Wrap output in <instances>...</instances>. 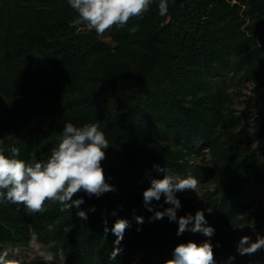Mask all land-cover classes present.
<instances>
[{
	"label": "trees",
	"instance_id": "obj_1",
	"mask_svg": "<svg viewBox=\"0 0 264 264\" xmlns=\"http://www.w3.org/2000/svg\"><path fill=\"white\" fill-rule=\"evenodd\" d=\"M76 18L68 0H0V151L45 161L66 122L98 121L110 144L102 167L116 190L81 191L73 199L85 203L70 212L52 201L36 214L0 203V255L18 262L37 243L54 260L18 264H59L61 251L65 264H164L179 243L209 241L217 264L230 256V264H264V248L237 252L241 237H264V0H169L166 16L153 4L102 35L70 27ZM246 82L259 118L251 140L233 107ZM154 165L209 180L206 210L184 191L176 221L150 219L143 191L165 174ZM153 204L172 207L164 197ZM197 210L214 235L178 236L179 217ZM118 219L129 227L112 260Z\"/></svg>",
	"mask_w": 264,
	"mask_h": 264
},
{
	"label": "clouds",
	"instance_id": "obj_2",
	"mask_svg": "<svg viewBox=\"0 0 264 264\" xmlns=\"http://www.w3.org/2000/svg\"><path fill=\"white\" fill-rule=\"evenodd\" d=\"M69 6L77 13V18L70 22V27L86 24L102 35L115 26L125 28L130 18H142L153 4H156L160 16H166L169 0H68ZM138 26L129 31L135 34ZM2 143V141H0ZM110 147L106 134L100 123L85 122L80 126L71 122L64 124L58 143L51 149L50 156L45 161H38L34 157L28 162L16 158L18 150L13 149L11 157L0 151V203L23 205L29 214L46 211L45 202L52 201L61 205L62 211H71L73 207L80 208L85 203L82 197L73 199L81 191L89 197H100L105 193L115 191V187L108 183L102 167L106 159V149ZM157 172L165 173L163 178H152L150 186L143 191V204L149 212H154L152 220H177V209L181 207L177 198L178 192L194 191L200 185V180L192 175L181 177L170 175L166 168L154 165ZM164 197L166 204L172 205L163 211H155L153 201L159 202ZM94 207L90 211H94ZM209 212L211 210L208 209ZM77 215L87 219V213L78 211ZM138 223H143V217L137 216ZM107 221H105V224ZM129 227L125 219H118L111 231L117 237L113 242L114 248L109 258L115 260L121 249L117 247L123 240V234ZM71 228L66 229L69 231ZM185 231L202 233L206 237L214 235V228L207 226L204 211L197 210L195 215L187 214L178 219L177 235ZM108 228L105 227V233ZM264 248V237L257 235L255 241L250 236H243L237 245L239 255H252ZM6 255V254H5ZM65 255L61 251L59 259L65 264ZM47 260H53L48 255ZM230 256L228 262L234 261ZM0 264H16L0 255ZM164 264H217L213 245L209 241L196 243L188 241L179 243L173 251V258Z\"/></svg>",
	"mask_w": 264,
	"mask_h": 264
},
{
	"label": "rangeland",
	"instance_id": "obj_3",
	"mask_svg": "<svg viewBox=\"0 0 264 264\" xmlns=\"http://www.w3.org/2000/svg\"><path fill=\"white\" fill-rule=\"evenodd\" d=\"M250 87L251 86L249 85L248 82L243 84V87L239 89V92H236L234 95L235 102L233 106L235 109V113L237 114L241 113L246 119V121L249 123L247 127L243 128V133L245 134L244 136L247 137L248 140L253 139L252 133L255 131L259 123L258 115L252 112V108L250 105V99H249ZM256 142L257 141H254L253 144H255ZM198 161H200L199 158L194 160V162H198ZM212 189H213V185L211 184L209 180H202L200 181V185H199V188L197 189V193L194 191L188 190V191H185V194L193 197L196 202H200L201 208L203 210H206V208L208 207V203H207L208 192L211 191ZM35 255L40 256L44 259H46L48 255L53 256L52 254L43 251L40 245H38L37 243H34L30 250L22 251V255L19 257V259L20 258L21 259L18 262H16V264L23 263L24 261L29 260L31 257ZM53 260H54V257H53ZM9 261H14V260L9 259ZM59 264H61V262Z\"/></svg>",
	"mask_w": 264,
	"mask_h": 264
}]
</instances>
